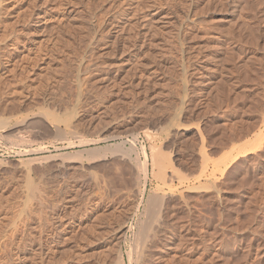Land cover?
<instances>
[{"label":"rangeland","instance_id":"374dc122","mask_svg":"<svg viewBox=\"0 0 264 264\" xmlns=\"http://www.w3.org/2000/svg\"><path fill=\"white\" fill-rule=\"evenodd\" d=\"M38 1L0 15V264H264V0Z\"/></svg>","mask_w":264,"mask_h":264},{"label":"bare ground","instance_id":"6f19581e","mask_svg":"<svg viewBox=\"0 0 264 264\" xmlns=\"http://www.w3.org/2000/svg\"><path fill=\"white\" fill-rule=\"evenodd\" d=\"M10 0H0V15L2 14L3 16H8V14H11V12L12 11H16V9H18V18H21L22 19V21L23 22H25V23H27L28 24V21H31L32 20V17H34L35 18V16L36 17H41L42 19H44V22L45 21H48L47 19H48V17H50V16H48V14H46L47 13V11H46V7H44V8H42V9H40V12H41V14L39 13V12H35V13H32L31 12V9H34V7L36 8V6L39 8V6L38 5H40V4H38V0H26V2H24L25 3V5L21 8V7H19L18 6V4L16 5V6H14L15 8H13V7H9V4H10V2H9ZM14 1V0H13ZM51 1V0H50ZM57 1V0H56ZM15 2V1H14ZM12 3V2H11ZM40 3V2H39ZM48 3V2H47ZM46 3V5H50V4H47ZM50 3V2H49ZM15 4V3H14ZM20 4V3H19ZM22 4V3H21ZM56 4V3H55ZM60 5H61V1L60 0H58V2H57V4H56V7H60ZM43 6V5H42ZM49 7H51V6H49ZM56 7H54V8H56ZM21 8V9H20ZM37 8V9H38ZM51 8H53V6L51 7ZM48 9H50V8H48ZM47 9V10H48ZM53 10V9H52ZM55 10V9H54ZM57 10V9H56ZM34 11V10H33ZM17 12V11H16ZM20 13V14H19ZM13 14V13H12ZM36 14V15H35ZM40 14V15H39ZM1 15V16H2ZM35 15V16H34ZM12 17V16H11ZM15 17V16H14ZM4 19V18H3ZM3 19H0V20H3ZM51 19V18H50ZM21 21V22H22ZM33 21V20H32ZM2 22V21H1ZM126 23V22H125ZM3 24V23H2ZM6 24H8V23H6ZM5 24V25H6ZM23 24V23H22ZM24 25V24H23ZM126 25V24H125ZM131 25V24H130ZM11 26V25H10ZM9 26V27H10ZM44 26H45V24H44ZM128 26V25H127ZM8 27V25L5 27H3V29L4 30H1L0 29V35H1V37H0V56L2 57V59H6V58H4V57H6V56H4V52L5 51H3L2 49H5V46H4V48L2 47L3 45H2V43L3 42H1L2 40H4L5 41V39H11V38H9V37H12V36H14L15 35V33H14V30H12V31H8V30H6V28ZM26 27V26H25ZM16 28V27H15ZM113 28V27H112ZM115 28V27H114ZM125 28H127V30H128V27H125ZM119 29H121V31H119V32H122V30H123V28H119ZM9 30H10V28H9ZM16 30V29H15ZM20 33H18L19 35L21 34V33H26V32H29L27 29H25V30H19V28L17 29ZM27 30V31H26ZM126 30V29H125ZM2 31V32H1ZM132 33V32H131ZM139 33H140V31H139ZM18 35V36H19ZM116 35V34H115ZM134 35V34H133ZM23 36H26V35H23ZM123 36V35H122ZM129 36V35H128ZM137 36V35H136ZM22 37V36H21ZM27 37V36H26ZM123 37H125V36H123ZM130 37V36H129ZM13 40V39H12ZM20 40V39H19ZM18 40V41H19ZM115 40V39H114ZM124 43V42H123ZM5 44V43H4ZM10 48V47H9ZM7 53V52H6ZM10 53V52H9ZM8 55V54H7ZM22 55V54H21ZM11 56V55H10ZM24 57H25V54L23 55ZM20 57H22V56H20ZM19 57V58H20ZM17 58H18V56H17ZM28 59V58H27ZM26 59V60H27ZM38 60V59H37ZM0 61H2L1 60V58H0ZM17 61V60H16ZM25 61V60H24ZM15 62V61H14ZM21 62V61H20ZM14 64V63H13ZM19 64V63H18ZM20 65V64H19ZM25 66V65H24ZM20 67H21V65H20ZM26 68V67H25ZM45 113V115L47 116V113L46 112H44ZM48 115H49V113H48ZM50 116H52L51 114H50ZM27 118V117H26ZM62 132H64V131H62ZM61 132V133H62ZM132 133V132H131ZM60 135V134H59ZM115 136V135H114ZM112 138V137H111ZM77 139V138H76ZM88 139V138H87ZM134 139V138H133ZM81 141V140H80ZM30 142V141H29ZM82 143V142H81ZM134 143V142H133ZM44 145V144H43ZM43 145H41V146H43ZM69 146V145H68ZM40 147V146H39ZM38 147V148H39ZM250 147V146H249ZM144 148V147H143ZM142 148V149H143ZM157 149V148H156ZM130 150V149H129ZM145 149H143V152L145 153V151H144ZM124 151V150H123ZM131 152V151H130ZM156 152V151H155ZM158 153V152H157ZM127 155H129V154H127ZM142 155H143V153H142ZM158 155V154H157ZM159 155H160V153H159ZM145 156V155H144ZM123 157V156H122ZM157 157V156H156ZM160 157V156H159ZM129 158V157H128ZM145 158V157H144ZM158 159V158H157ZM160 159V158H159ZM126 160H127V158H126ZM127 161H130L129 159L127 160ZM126 163H128L129 164V167H137L136 165H135V163H134V165H132L131 166V164L129 163V162H126ZM125 163V164H126ZM139 165H138V167L137 168H139V166H140V172H138L137 170V168H136V170L135 169H131L130 171H127L128 170V168L125 170V171H127V172H124L122 169V171H120V173H119V175L121 174V172L123 173H125V174H127L126 176L124 175V176H122V174H121V176H122V178H121V180L119 181L118 179V181L116 180V182H118V184L117 185H115L116 184V182H115V179L117 178V177H115V179H112V180H114V183L115 184H111V182H112V180L109 182L108 181V183L110 184V185H112V188L115 190V192H125L127 195H130V194H132V195H134V197L136 196L137 197V195H142V193H143V191L145 190V182H146V178H147V173H148V171H147V168L145 167V163H146V160L144 159L143 161L141 160V162L139 161ZM116 164V163H115ZM114 164V165H115ZM123 164H124V162H123ZM147 164V163H146ZM119 165V164H118ZM122 165V164H121ZM148 165V164H147ZM146 165V166H147ZM120 166V165H119ZM125 166V165H124ZM126 166H127V164H126ZM170 166V165H169ZM168 166V167H169ZM121 168H123L122 166H121ZM115 169H116V167H115ZM130 169V168H129ZM112 170H114L113 168H112ZM169 172V169H167L166 168V172ZM171 171V170H170ZM117 174V173H116ZM120 176V177H121ZM109 177V176H108ZM108 177H107V179H108ZM111 177V176H110ZM109 177V178H110ZM107 186H109V185H107ZM41 192V191H40ZM163 194L164 193H159V192H157V190H155V191H153V192H151V194H150V196H149V201H147L148 203H147V207H146V210H144L145 212V216L144 217H146V219L144 220V219H142L141 220V222H140V226H139V228H138V235L136 236V238H134V243H131V247L129 246V248H131V249H129V250H132L133 248H137L136 250H138L139 249V247H137L138 245H141L142 246V243H144L145 244V242H143V240H144V238L145 237H147L148 235H146L147 234V228H150V227H148L149 226V224H150V222L151 221H153V220H156L157 221V219H158V216L157 215H159L158 213H160V210H161V206H162V204H163V202H162V200H163ZM37 195V194H36ZM35 197V196H34ZM37 197V196H36ZM39 197H40V195H39ZM130 197V196H129ZM134 199V198H133ZM132 199V200H133ZM136 199V198H135ZM134 199V200H135ZM142 199V198H141ZM36 200H38V202H39V199H36ZM35 200V201H36ZM131 200V199H130ZM131 200V201H132ZM133 200V201H134ZM41 201H42V199L40 200V204H36V208L39 206V205H41ZM136 201V200H135ZM135 201H134V203H133V205L131 206V207H134L135 206ZM37 202V203H38ZM139 202V201H138ZM132 204V203H131ZM130 204V205H131ZM139 204L140 203H138L137 204V206H139ZM33 205H35V204H33ZM129 205V204H128ZM41 207V206H40ZM34 208H35V206H34ZM38 209V208H37ZM40 209V208H39ZM132 209V208H131ZM34 210H36V209H34ZM136 211V210H135ZM134 211V212H135ZM133 212V213H134ZM133 213L131 214V215H133ZM160 217V216H159ZM139 220V219H138ZM138 220H137V222H138ZM140 221V220H139ZM155 221V222H156ZM39 224V223H38ZM154 224V223H153ZM151 225V224H150ZM39 226V225H38ZM125 226V225H124ZM128 226H130L131 227V225H128ZM35 227V226H34ZM40 227V226H39ZM38 227V228H39ZM128 228V227H127ZM152 228V227H151ZM129 229V228H128ZM127 229V230H128ZM150 231V230H149ZM36 235V234H35ZM122 235V234H121ZM150 235V234H149ZM149 237V236H148ZM140 246V247H141ZM40 248V246H37V248H33L34 249V251L35 252H37V250H38V252H40L41 250L39 249ZM135 250V249H134ZM134 250H133V252H134ZM142 250V249H141ZM141 250H140V252L138 253V256L140 255V253H141ZM139 251V250H138ZM129 252V251H128ZM130 252H132V251H130ZM127 253L128 255H129V257H130V255H132L131 253ZM135 253H137V252H135ZM39 254V253H38ZM142 254V253H141ZM134 255V254H133ZM128 257V258H129ZM141 257V256H140ZM140 257H138V258H140ZM129 260V259H128ZM131 260V259H130ZM130 262V261H129Z\"/></svg>","mask_w":264,"mask_h":264}]
</instances>
